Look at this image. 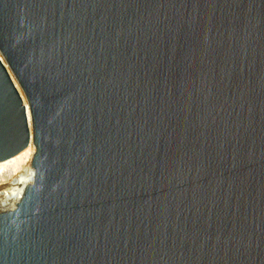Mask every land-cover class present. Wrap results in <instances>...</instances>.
Masks as SVG:
<instances>
[{
  "label": "water",
  "instance_id": "95a60500",
  "mask_svg": "<svg viewBox=\"0 0 264 264\" xmlns=\"http://www.w3.org/2000/svg\"><path fill=\"white\" fill-rule=\"evenodd\" d=\"M0 55V264H264V0H0Z\"/></svg>",
  "mask_w": 264,
  "mask_h": 264
},
{
  "label": "bare ground",
  "instance_id": "6f19581e",
  "mask_svg": "<svg viewBox=\"0 0 264 264\" xmlns=\"http://www.w3.org/2000/svg\"><path fill=\"white\" fill-rule=\"evenodd\" d=\"M0 58L5 63L6 67H8L1 55ZM9 72L12 75L10 70ZM12 78L28 109V118L30 123L32 141L28 147V150H26L17 158L0 167V213L15 209L17 204L22 199L27 186L32 184L35 178V171L33 169L32 162L36 153V146L34 145L33 141V124L31 111L21 87L19 86L13 75Z\"/></svg>",
  "mask_w": 264,
  "mask_h": 264
}]
</instances>
